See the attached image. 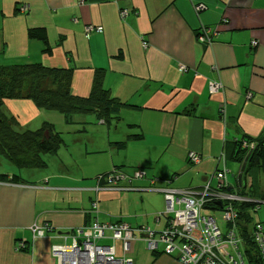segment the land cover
<instances>
[{
	"label": "crops",
	"instance_id": "1",
	"mask_svg": "<svg viewBox=\"0 0 264 264\" xmlns=\"http://www.w3.org/2000/svg\"><path fill=\"white\" fill-rule=\"evenodd\" d=\"M87 25L102 32L86 35ZM202 26L215 27L212 43L197 41ZM34 28L44 31L46 43L29 37ZM27 62L71 67V90L80 96L89 95L102 71L103 88L131 106L109 123L94 122L86 147L58 150L71 169L55 163L30 181L0 180V264H57L52 245L69 242L73 230L88 225L93 201L102 221L160 230L163 219L154 215L166 208L162 189H200L222 157L225 167L234 161V141L264 131V0H0V63ZM211 83L218 89L212 91ZM5 110L22 130L47 121L61 133L69 128L74 138L80 131L28 99L7 100ZM97 125L103 126L100 134L92 136ZM190 151L199 161L189 160ZM114 167L144 175L131 179L132 190L103 188L95 177ZM239 170L230 187L240 184ZM257 177L259 182L264 171ZM47 223L52 230L41 236L31 231ZM18 241L25 247L16 249Z\"/></svg>",
	"mask_w": 264,
	"mask_h": 264
},
{
	"label": "trees",
	"instance_id": "2",
	"mask_svg": "<svg viewBox=\"0 0 264 264\" xmlns=\"http://www.w3.org/2000/svg\"><path fill=\"white\" fill-rule=\"evenodd\" d=\"M206 29L215 30V27H200L196 32V39L197 36L202 34ZM28 35L30 38H36L46 43V34L41 29H29ZM213 36L214 35L210 36L211 43L213 42ZM198 42L205 45L208 44L205 43L206 41ZM46 48H48V46H46ZM72 71L71 67L51 68L38 62H27L21 64L0 63V158L7 160L8 164H12L15 167L14 173L8 172L10 168L9 165L1 167V181L9 183L30 181L33 174L36 175L49 167L48 161L44 159V156H56L58 150L65 144L64 139L61 136V132L56 131L53 124L47 121L43 122V124L36 130H22L19 128L17 119L5 112V102L7 100L29 99L39 110L59 113L62 115L66 124H78L75 122L77 119L79 120L77 121L79 122L78 125H82V123L85 122L86 118L84 117L87 114H91L98 120L100 119L109 123L112 117L117 116L121 108L131 106L115 97H112L110 92L103 88L101 76L102 71H96L93 78V87L89 95L80 96L73 93L71 90ZM84 128L82 130H84ZM243 140L254 143L252 149H249V147H243ZM119 147L125 148V143H119ZM230 158L239 164L241 168V180L238 187H230V185L227 187L231 192L251 199L250 201H236L232 203L238 211L237 235L241 239V244H239L240 247H238V249L240 251L243 250V264H264V257L260 254L259 248L253 237V231L256 223H260L261 225L263 224L261 222L253 221L252 218V213L260 207L254 201H264V188L261 189L263 191L261 192L257 177L258 173L264 171V131L258 137L254 138L245 136L241 140L234 141L230 151ZM57 163L61 169H71L68 165L63 167L60 158H58ZM114 171H121L125 173L120 167H114L108 172L98 174L95 178L103 184L105 176ZM246 175L250 178V184H247L246 182ZM226 177L228 179L227 172ZM131 179L132 178L129 174H127V185ZM101 186H104V184ZM132 189L133 188H130L129 186L122 190ZM256 190L258 192L257 195L255 194ZM94 204L95 207L93 206ZM210 207H214L215 210H221V208L218 209V207L213 206V204H211ZM88 212L90 217L88 225L78 229L85 230L88 227L91 228L94 223L107 225L111 224L113 226L126 223L122 220H100L98 203L96 201H93L90 204ZM208 212L211 211L208 210ZM156 215L158 214L156 213L154 216L157 217ZM160 219L166 220L164 225L166 226L169 221V217L167 216L166 218L164 216H160ZM129 226L133 229L131 241L141 240L145 242L147 246V242L144 239L142 231L143 227L149 226ZM41 228L43 231L45 229H51L48 223ZM78 229L72 231L73 235L71 236L69 242L66 243H71L72 237L76 235ZM137 232L141 235L139 239L138 237H135ZM111 234L112 231L109 230L107 226L104 232V237L97 239L98 244L101 240H111L113 245L114 241L111 239ZM128 251L123 252L122 258L126 259L124 254ZM149 251L152 253L162 254L156 250Z\"/></svg>",
	"mask_w": 264,
	"mask_h": 264
},
{
	"label": "built area",
	"instance_id": "3",
	"mask_svg": "<svg viewBox=\"0 0 264 264\" xmlns=\"http://www.w3.org/2000/svg\"><path fill=\"white\" fill-rule=\"evenodd\" d=\"M201 5L195 6L196 10ZM22 9H27L23 6ZM121 16L127 14L126 10L120 12ZM91 31L102 32V27L87 25L85 34ZM215 30L206 29L197 36V40L210 44V36ZM256 41L252 42L255 46ZM184 67H179L181 71ZM185 70V69H184ZM210 89H218L216 83L210 84ZM254 143L242 141L243 147L252 149ZM192 162L199 161V154L193 151L188 153ZM223 166L216 167L210 175V179L198 190L176 189L165 187L163 195L166 200V208L160 216L171 218L167 225L161 230L143 227V236L149 250H156L170 256H175L182 264H243V250H239L241 239L237 235L238 211L233 202L250 201V198L242 197L231 192L226 177L224 157L221 158ZM127 175V174H126ZM126 175L121 171H114L105 176L103 188L126 189ZM144 172L141 169L134 170L131 178H142ZM216 180L212 184V180ZM155 181V178H154ZM102 184V185H103ZM218 202L220 204H218ZM264 203V202H263ZM224 211L221 219L208 212L203 214L202 210L216 211L214 207ZM259 205V204H258ZM95 207V204L93 205ZM225 225L221 228L220 225ZM112 231L111 239L113 245H100L97 239L104 237L106 227ZM31 230L37 235L43 234V229L33 225ZM133 229L122 223L116 226L94 223L92 227L85 230L78 229L72 237L71 243L53 244L51 253L57 264H132L131 259L117 256L115 244L119 243L123 252L130 249ZM254 240L264 257V233L263 225L256 223L253 231ZM24 248V241H18L16 249Z\"/></svg>",
	"mask_w": 264,
	"mask_h": 264
},
{
	"label": "rangeland",
	"instance_id": "4",
	"mask_svg": "<svg viewBox=\"0 0 264 264\" xmlns=\"http://www.w3.org/2000/svg\"><path fill=\"white\" fill-rule=\"evenodd\" d=\"M5 112L8 113L7 110ZM84 118H86V119H85V122L82 123V125L72 124V126H70V127L76 128L78 130L80 129L79 132H75V135H78L76 138H74L72 136L71 132H69V128L67 129V131H64L61 133L62 138L66 142V145L63 146V148L65 150L68 149V152H69V148L71 149V146H78V147L84 148L88 145L86 139H87L88 135H90V131L93 130L95 127V126H92L93 123L94 122L97 123L98 119L91 114L85 115ZM84 126H85V128H84ZM97 126H98L99 130L95 131L92 136H97L100 134V130L103 126H100V125H97ZM83 128H84V130H82ZM77 139H78V141L74 142V140H77ZM60 156L63 158L65 157L64 150H63V152H60V151L57 152L56 156L45 155L44 159L48 161L49 167H53V164L57 163V160H58V158H60ZM75 158H77V157H75ZM77 161H78V158H77ZM162 163L165 164V162L163 160H162ZM61 164L63 165V167H66L65 162L61 163ZM4 165L5 166L10 165L11 166L12 164H8L7 160L0 158V170H1V167H3ZM221 165L223 166V163ZM239 169H240V166L237 162L227 161L226 170H227L228 178H229L231 183H236ZM149 171L151 172L153 170H149ZM147 173H148V171H147ZM247 178H249V177L247 176ZM260 183L262 186H264V178L260 179L259 184ZM111 189H115V188H111ZM118 190L123 191L122 189H118ZM124 193L136 195V196H138L137 194H141V193H134V192H128V191L124 192ZM138 200H139V202L141 201V199L139 197H138ZM165 202H166V200H165ZM259 205H262V204H259ZM123 207L125 209H127V206L124 204V202H123ZM263 207H264V205H262V207L258 211H256L255 213L254 212L252 213L253 221H261L262 220L261 218H262V208ZM164 211H165V205H164L163 210H161L160 212L163 213ZM202 212H203V214H206L208 212V210L204 209ZM143 213H145V211H143ZM210 213L214 214L217 219H221L223 214H224V211L223 210H216V211H211ZM170 220H171V218H169V221ZM165 221L166 220L163 219L164 225H165ZM261 223L264 226V220H262ZM148 226H150V225H148ZM150 227L153 228L152 226H150ZM220 227L224 228L225 225H220ZM162 228H164V226ZM135 237H138V239H139L141 237L140 233L137 232ZM132 242L133 241H131V245H132ZM99 244L112 245V241L111 240H101L99 242ZM124 256L127 259L134 260V264H181V262H178L179 260L177 261L176 259L173 258V256H170L167 254H153V253H151L147 249L146 243L141 241V240L138 243H134L131 246V250L126 252L124 254ZM120 257L122 258V255H120Z\"/></svg>",
	"mask_w": 264,
	"mask_h": 264
},
{
	"label": "water",
	"instance_id": "5",
	"mask_svg": "<svg viewBox=\"0 0 264 264\" xmlns=\"http://www.w3.org/2000/svg\"><path fill=\"white\" fill-rule=\"evenodd\" d=\"M254 202L257 203V204H263L264 201H261V200H255ZM218 204H220V203L218 202Z\"/></svg>",
	"mask_w": 264,
	"mask_h": 264
},
{
	"label": "clouds",
	"instance_id": "6",
	"mask_svg": "<svg viewBox=\"0 0 264 264\" xmlns=\"http://www.w3.org/2000/svg\"><path fill=\"white\" fill-rule=\"evenodd\" d=\"M262 201V200H261ZM260 206V205H259Z\"/></svg>",
	"mask_w": 264,
	"mask_h": 264
}]
</instances>
